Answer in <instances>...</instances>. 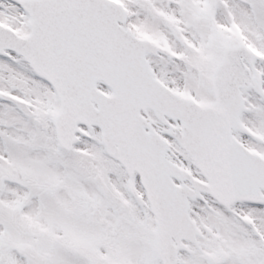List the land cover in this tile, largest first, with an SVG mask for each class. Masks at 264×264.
I'll return each instance as SVG.
<instances>
[{"label":"snow or ice","instance_id":"obj_1","mask_svg":"<svg viewBox=\"0 0 264 264\" xmlns=\"http://www.w3.org/2000/svg\"><path fill=\"white\" fill-rule=\"evenodd\" d=\"M0 264H264V0H0Z\"/></svg>","mask_w":264,"mask_h":264}]
</instances>
